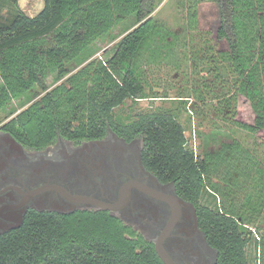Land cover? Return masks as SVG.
I'll return each mask as SVG.
<instances>
[{
    "label": "trees",
    "instance_id": "trees-1",
    "mask_svg": "<svg viewBox=\"0 0 264 264\" xmlns=\"http://www.w3.org/2000/svg\"><path fill=\"white\" fill-rule=\"evenodd\" d=\"M184 1L186 33L198 31L197 5L203 0ZM212 1L219 9L217 38L226 42L227 50L216 51L207 39L203 49L190 51L189 35L182 37L153 18L155 0H44L33 17L19 11L10 23L0 25V111L35 88L41 95L2 129L32 150L58 138L76 143L102 139L107 130L126 140L140 137L147 170L162 181H174L179 194L200 208L201 226L218 248L221 264H249L245 248L250 232L240 228L245 220L222 205L213 210L200 204L207 188L217 190L210 178L241 147L222 144L198 159L187 148L178 119L192 99L252 135L264 131V0ZM131 17L136 25L110 58L69 69L92 44ZM163 66L185 69L181 107L151 109L134 118L115 116L126 100L157 95L150 74ZM49 67L56 71L52 88L45 86ZM239 96L250 105L252 124L234 120ZM253 163L264 189V166ZM0 264L162 263L154 248L121 221L96 212L73 221L28 215L20 229L0 237Z\"/></svg>",
    "mask_w": 264,
    "mask_h": 264
},
{
    "label": "flooded vegetation",
    "instance_id": "flooded-vegetation-1",
    "mask_svg": "<svg viewBox=\"0 0 264 264\" xmlns=\"http://www.w3.org/2000/svg\"><path fill=\"white\" fill-rule=\"evenodd\" d=\"M142 149L140 137L126 140L107 130L102 139L58 138L32 150L0 126V237L20 229L33 213L73 221L103 212L154 251L158 244L173 264H221L218 248L201 226L200 208L179 194L174 181L147 170ZM93 202L119 208L104 210Z\"/></svg>",
    "mask_w": 264,
    "mask_h": 264
},
{
    "label": "rangeland",
    "instance_id": "rangeland-1",
    "mask_svg": "<svg viewBox=\"0 0 264 264\" xmlns=\"http://www.w3.org/2000/svg\"><path fill=\"white\" fill-rule=\"evenodd\" d=\"M184 2V0H155L152 16L156 21L165 24L172 32L182 37L189 35L190 51L203 49L207 39L216 51L227 50L226 42L217 38L220 25L217 4L212 0L200 1L197 5L198 31L186 33ZM16 3L17 5H14L13 0H0V25L10 23L19 11L33 17L44 6V0H16ZM135 25V17L121 22L107 37L92 44L76 62L69 66V69L73 70L94 59L110 58L121 38ZM199 65L201 66V63ZM182 72L185 73L184 68L180 70H174L168 66L152 68L151 83L157 95L150 99H128L114 110L115 116L126 119L134 118L151 109L175 111L180 108L179 93L186 82ZM187 72L190 73V70ZM208 83L213 85V79ZM56 84V71L49 67L45 86L52 88ZM1 86L0 78V88ZM214 88L216 89L215 85ZM40 95V89L35 88L0 111V126L26 109ZM191 101L187 110H181L178 120L185 131L187 148L192 150L198 159L202 158L206 152H215L220 149L222 144L236 143L242 150L229 164L220 165L215 175L210 178V183L216 185L217 190L207 188L201 197L200 204L213 210H217L219 205H222L225 209H232L236 215H240L245 220V224L240 225L241 230L250 232L245 248L248 263L264 264V189L260 186L263 176L257 173L253 163L260 161L264 166V131L252 135L235 126L231 118L223 120L222 116L216 115L213 110H209V107L204 108L194 100L191 99ZM233 109L234 120L246 124L253 123L254 115L245 98L239 96Z\"/></svg>",
    "mask_w": 264,
    "mask_h": 264
},
{
    "label": "water",
    "instance_id": "water-1",
    "mask_svg": "<svg viewBox=\"0 0 264 264\" xmlns=\"http://www.w3.org/2000/svg\"><path fill=\"white\" fill-rule=\"evenodd\" d=\"M93 204L98 208H102L104 210H110V211H116L119 208L118 206H111L98 202H93ZM155 252L158 258L163 262V264H173L171 259L168 257V255L161 249V247L158 244H156L155 246Z\"/></svg>",
    "mask_w": 264,
    "mask_h": 264
}]
</instances>
